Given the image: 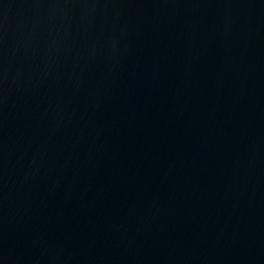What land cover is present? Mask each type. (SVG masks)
Masks as SVG:
<instances>
[{
	"label": "water",
	"instance_id": "95a60500",
	"mask_svg": "<svg viewBox=\"0 0 264 264\" xmlns=\"http://www.w3.org/2000/svg\"><path fill=\"white\" fill-rule=\"evenodd\" d=\"M0 264H264V0H0Z\"/></svg>",
	"mask_w": 264,
	"mask_h": 264
}]
</instances>
